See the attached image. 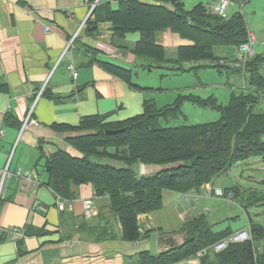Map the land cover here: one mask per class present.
<instances>
[{
    "label": "crops",
    "instance_id": "obj_1",
    "mask_svg": "<svg viewBox=\"0 0 264 264\" xmlns=\"http://www.w3.org/2000/svg\"><path fill=\"white\" fill-rule=\"evenodd\" d=\"M99 3L110 4L112 10L119 7L118 0ZM98 13L103 17L101 9ZM89 18V0H0V178L2 169L9 172L0 192V230L18 227L24 231L21 239H0V264H133L141 252L157 254L159 232L173 235V242L181 241L178 232L197 214L194 193L200 199L213 187L208 183L203 190L187 193L164 189L162 207L139 215L141 231L150 233L137 241L122 238V224L111 210L109 196L96 195L90 183L73 186L77 198L65 200V209L58 208L57 194L46 183L44 163L58 149L80 155L68 138L84 132L69 127L97 114L107 115L106 122H120L143 113L148 100L162 107L173 103L181 92L194 93L186 87L165 93L171 89L147 80L157 65L133 53L139 32L125 34V47H120L114 42L110 24L101 23L93 34ZM91 18H95L94 12ZM75 35L74 47L61 59ZM157 40L166 53H176L179 46L193 43L170 29L162 31ZM89 47L96 54L88 52ZM98 60L121 65L132 73L141 69L143 73L136 72L132 82L142 89L132 88ZM69 63L74 65L75 75ZM198 66L197 62H187L186 70L170 72L181 74ZM166 94L168 100L159 102L158 97ZM33 106L37 124L23 130V117ZM102 162L109 163L106 159ZM18 170L32 173L42 183L34 188L30 181L15 175ZM86 199L93 203L90 217L84 212ZM199 259L176 264H200Z\"/></svg>",
    "mask_w": 264,
    "mask_h": 264
},
{
    "label": "trees",
    "instance_id": "obj_2",
    "mask_svg": "<svg viewBox=\"0 0 264 264\" xmlns=\"http://www.w3.org/2000/svg\"><path fill=\"white\" fill-rule=\"evenodd\" d=\"M246 1L232 0V5ZM118 3L116 10H112L110 4L96 5L95 18L88 20L91 33H96L101 23H108L116 45L125 47V34L139 32L140 40L134 45L133 53L156 61L157 67L168 71L186 70L184 65L187 62H215L218 59L214 51L216 46L239 48L248 42L241 10L222 17L212 10L210 3L204 2L197 3L190 10L185 8L184 0H118ZM98 9L103 11V17L99 16ZM168 29L193 42L179 46L175 57H168L165 46L157 40L158 35ZM87 51L96 54L91 47ZM94 59L95 56L90 61L93 63ZM97 62L132 88L142 89L132 82V70L108 61ZM242 69L249 72L252 88L233 92L227 104L214 96L179 94L173 103L162 107L148 100L143 113L120 122H106L107 115L100 114L83 117L78 126L69 128L84 133L68 138L80 155L62 149L50 154L44 163L47 185L63 199L70 200L77 198L73 186L90 183L96 195L109 196L111 210L122 224L123 239L137 241L149 236L150 231L146 234L141 231L139 215L162 207L164 189L177 192L199 190L240 161L251 156L264 158V112L258 109L264 96V55L253 54ZM186 100L218 110L220 118L192 125L163 126L162 117L168 120L182 115ZM107 129L123 131L106 134ZM105 158L123 161L127 167L103 163ZM177 161L184 162V165L150 176H142L132 168L140 163ZM229 190L235 192L234 196L238 195L237 188L226 189ZM262 198L250 196L248 205L258 204ZM248 205L244 204V207ZM249 227L250 239L229 241L222 250L215 251L210 247L229 237L233 230L227 227L215 231L207 214L201 213L184 223L183 229L189 232L190 239L181 248L162 254L141 252L134 264H176L193 258L205 248L208 250L200 256V264H264V224L249 216ZM4 237L6 234L0 230V239ZM21 245L19 241L22 255Z\"/></svg>",
    "mask_w": 264,
    "mask_h": 264
},
{
    "label": "rangeland",
    "instance_id": "obj_3",
    "mask_svg": "<svg viewBox=\"0 0 264 264\" xmlns=\"http://www.w3.org/2000/svg\"><path fill=\"white\" fill-rule=\"evenodd\" d=\"M199 2H204L208 5L210 2H214V0H184L185 8L190 10ZM94 4L95 6L93 10L91 9L92 4H89L90 18L97 5L96 3ZM235 10H241L243 13L242 16L245 19L248 34L247 43L240 45L239 48L233 46H216L214 51L215 55L218 56V59L215 62L211 60L197 61V64H200L201 66L196 67L195 70H187L181 74H174L164 67H154L147 80L152 82V84L161 85L165 88L171 89L166 90L165 93H171V91H174V88L186 87L191 88L195 95L201 97L214 96L223 104L229 102L230 96L233 92L240 93L241 91L251 89L252 86L249 81V72H244L242 68L232 67V64L223 62L221 58L225 59V61L232 59L233 64L237 66L238 64H241L240 54L243 52L242 50L246 49V47H248L251 52L255 51L253 54L261 53L264 55V0H248L243 3L234 4L228 8L229 14ZM175 54V52H167L168 57H172ZM251 56H249V58ZM145 59L147 58L145 57ZM148 59L150 60V58ZM208 62L211 65H209ZM154 64L158 65L156 61H154ZM135 66L138 67L139 65L136 64ZM262 71L264 73V69ZM136 72L138 74L143 73L141 69L136 68L133 71L134 80H136ZM180 94L183 93L181 92ZM166 95L167 96L164 97L159 96L158 101L165 102L168 100L169 94ZM258 109L264 112V96ZM182 111V115L178 118L169 117L168 120H166L162 117L161 123L163 126L192 125L216 121L220 118V112L218 110L200 106L189 100L184 101ZM106 160L116 167H127V164L123 161H118L116 159ZM132 168L138 172V164L132 165ZM212 185L213 187H220L224 190L235 187L238 190V195L234 196L235 192L228 191L233 193V199H224L213 193V187H210L207 188L205 192L208 194L199 199L198 193L195 192L194 195L195 198H197V201L196 203H193V206L195 207L194 211L197 213L196 216L201 214L199 212L203 210L204 212L202 213L207 214L211 223H213V228L218 231L227 227H230L233 231L243 227L247 228L249 226L248 215H250L253 220L264 224L263 157L251 156L248 159L234 164L228 171L221 172L215 176ZM204 187L205 186H202L199 190H203ZM199 190L191 189L187 192ZM255 195L263 196V198L258 204L251 203L248 205L249 197ZM244 204H247L248 207L245 208ZM59 209L61 210V208ZM161 233L163 232H159L158 234ZM210 248L213 249L214 245ZM207 250L208 249L205 248L199 251L194 257L200 258V256L204 255ZM202 251L203 253L200 254Z\"/></svg>",
    "mask_w": 264,
    "mask_h": 264
},
{
    "label": "built area",
    "instance_id": "obj_4",
    "mask_svg": "<svg viewBox=\"0 0 264 264\" xmlns=\"http://www.w3.org/2000/svg\"><path fill=\"white\" fill-rule=\"evenodd\" d=\"M94 3H91L92 4L91 9L92 10L95 6ZM232 4H233L232 0H214V2L211 4V8L215 13L221 15L222 17H228V15H229L228 8ZM47 30H50L49 26L47 27ZM75 37H76V35L66 44L64 51H63V54L61 56V59L64 58L65 56L69 55L70 50L74 47ZM242 51L243 52L240 54L241 64H238L237 66H242L244 68L247 59L255 51L251 52V50L248 47H246V49L242 50ZM68 67L71 71H73V74L75 75L76 71H74L75 70L74 65L72 63H69ZM40 94H41V92L39 93V95ZM33 109H34V106L23 117V130L26 127H28L30 124H37V120L35 119V117L33 115ZM2 136H3V131H0V137H2ZM8 174H9V172H8L7 168L1 170L0 192H1L4 180ZM15 175L18 178L22 179L23 181H30L33 184V187H35V188L38 187V185H40L42 183V181H40L39 179H34L33 174L29 173V172H22V171L18 170L17 172H15ZM214 192L217 196H221L224 199H228V200L233 199V193L232 192L225 193V191L220 187L215 188ZM64 201L65 200L62 197L58 196V207L61 208V210H63L65 208V202ZM84 212H85V215L87 217H90L91 215H93V203L90 199H86L84 201ZM3 231L6 234V236H8L12 239H15V240H18V239H21L24 237V231L18 227L4 229ZM250 238H251V235H250L249 231L246 229H243V230H240V231L232 234L227 239H223V240L219 241L218 243H216L214 245V249L216 251H219V250L223 249L224 247H226L229 241H234V242L235 241H244V240H248ZM201 253H203V251L200 252V254Z\"/></svg>",
    "mask_w": 264,
    "mask_h": 264
},
{
    "label": "water",
    "instance_id": "obj_5",
    "mask_svg": "<svg viewBox=\"0 0 264 264\" xmlns=\"http://www.w3.org/2000/svg\"><path fill=\"white\" fill-rule=\"evenodd\" d=\"M123 131V129H107L106 134H117L118 132ZM184 162L177 161L173 163L168 164H145L140 163L139 166V174L142 176H150L157 174L164 170H171L173 168H178L180 166H183ZM178 233H180L183 237L181 241L173 242L171 239L173 235L168 233H161L156 236V242H157V254H162L165 252H169L171 250L181 248L189 239L190 235L189 232L185 229H181Z\"/></svg>",
    "mask_w": 264,
    "mask_h": 264
}]
</instances>
